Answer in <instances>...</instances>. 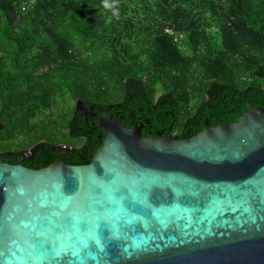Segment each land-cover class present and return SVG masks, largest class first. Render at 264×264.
Returning a JSON list of instances; mask_svg holds the SVG:
<instances>
[{
    "label": "trees",
    "instance_id": "1",
    "mask_svg": "<svg viewBox=\"0 0 264 264\" xmlns=\"http://www.w3.org/2000/svg\"><path fill=\"white\" fill-rule=\"evenodd\" d=\"M107 2L0 0V158L21 139L24 149L40 145L27 168L59 157L90 164L106 135L88 137L76 107L74 120L56 115L60 100L107 108L119 93L112 113L126 127L142 111L165 121L169 136L181 122L177 139L206 121L237 122L248 104L264 108V0ZM50 145L80 151L67 157Z\"/></svg>",
    "mask_w": 264,
    "mask_h": 264
},
{
    "label": "water",
    "instance_id": "2",
    "mask_svg": "<svg viewBox=\"0 0 264 264\" xmlns=\"http://www.w3.org/2000/svg\"><path fill=\"white\" fill-rule=\"evenodd\" d=\"M114 107L88 165L9 163L40 145L0 158V264H264V108L177 139Z\"/></svg>",
    "mask_w": 264,
    "mask_h": 264
},
{
    "label": "flooded vegetation",
    "instance_id": "3",
    "mask_svg": "<svg viewBox=\"0 0 264 264\" xmlns=\"http://www.w3.org/2000/svg\"><path fill=\"white\" fill-rule=\"evenodd\" d=\"M82 109V113H80L82 115V117L86 118L85 124H84V128L87 129V131H89L90 128H92L90 132H88V137L93 138L94 136H96L98 134V132L101 130L105 135L106 133L100 128L99 126V117H101L102 115H104L106 113L107 108H100L97 106H94V109H92V106H88L85 104H83L81 107ZM113 110V109H112ZM112 110L109 111L108 113L113 115ZM115 116V115H114ZM120 115H117V119ZM76 117L73 116L72 120H74ZM121 118V117H120ZM121 119H124V117H122ZM121 121V120H120ZM132 126V128H140L142 131V134L147 132V134H149L150 137H164V136H169L168 135V129L166 127V123L165 121L161 120L160 118L157 119H152V118H148L147 116H145V114H143L142 111H140L139 114H133L131 115L130 120H128ZM170 129H173V127H171ZM72 132V130H71ZM190 133V132H189ZM173 136H176L175 134ZM85 137V135H84ZM106 139L103 138L101 135L99 136V141L100 143H103L104 140ZM89 141V139H88ZM63 147V146H62ZM66 150L64 151L63 155H66L67 157H70L71 154H74L75 152L80 151V147H74L72 145H65ZM82 148H86V143L83 145ZM84 155H88V149L85 150ZM93 156V154H92ZM91 156V158H92ZM33 156L31 158H26V159H20L15 157L13 161H10L9 163H15L16 165L22 164L25 166V164H35L34 162H31L30 159H32ZM62 160V157H60ZM33 160V159H32ZM65 163V162H64Z\"/></svg>",
    "mask_w": 264,
    "mask_h": 264
},
{
    "label": "rangeland",
    "instance_id": "4",
    "mask_svg": "<svg viewBox=\"0 0 264 264\" xmlns=\"http://www.w3.org/2000/svg\"><path fill=\"white\" fill-rule=\"evenodd\" d=\"M139 50H140L139 47H135L134 46V52L135 53H139ZM139 55H140V53H139ZM140 61L146 63V57L144 55H142L140 57ZM110 94L111 95H108L109 98H107V100H105L104 102L106 104H111L112 105V104L116 103V100H118L120 95H119V93H117V97L114 98L115 96L113 95V92L110 93ZM159 96H160V92L157 94L156 97H159ZM76 104L77 103L75 101H70L69 103H64L63 100H60L59 105H58V110L55 112V114L59 115V116H62L63 114H65V117L67 118L66 121H68L72 117V111L76 107ZM47 114H49V112H47ZM180 128H181V122L177 124V130L175 132V135L180 133ZM23 143L24 142L21 139L12 142L10 144L11 147H12L11 148L12 150H9L8 152L21 153V152H24L26 150H29V149H24L23 148Z\"/></svg>",
    "mask_w": 264,
    "mask_h": 264
},
{
    "label": "clouds",
    "instance_id": "5",
    "mask_svg": "<svg viewBox=\"0 0 264 264\" xmlns=\"http://www.w3.org/2000/svg\"><path fill=\"white\" fill-rule=\"evenodd\" d=\"M104 6H105L106 8H111V7H113V5H112V4H109V3L107 2V0H105V4H104ZM113 15H114V16H117V18H118V13L114 12ZM107 23H111V18L108 19Z\"/></svg>",
    "mask_w": 264,
    "mask_h": 264
},
{
    "label": "built area",
    "instance_id": "6",
    "mask_svg": "<svg viewBox=\"0 0 264 264\" xmlns=\"http://www.w3.org/2000/svg\"><path fill=\"white\" fill-rule=\"evenodd\" d=\"M166 33L173 34V32L171 30H169V29L166 30Z\"/></svg>",
    "mask_w": 264,
    "mask_h": 264
}]
</instances>
